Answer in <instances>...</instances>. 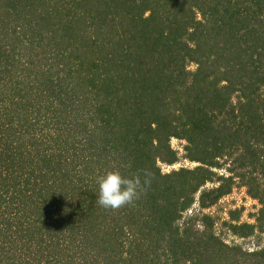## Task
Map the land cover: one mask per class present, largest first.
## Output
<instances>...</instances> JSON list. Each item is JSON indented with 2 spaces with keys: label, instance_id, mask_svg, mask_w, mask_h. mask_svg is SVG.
<instances>
[{
  "label": "trees",
  "instance_id": "1",
  "mask_svg": "<svg viewBox=\"0 0 264 264\" xmlns=\"http://www.w3.org/2000/svg\"><path fill=\"white\" fill-rule=\"evenodd\" d=\"M236 184L252 252L204 213ZM0 264H264V0H0Z\"/></svg>",
  "mask_w": 264,
  "mask_h": 264
},
{
  "label": "rangeland",
  "instance_id": "2",
  "mask_svg": "<svg viewBox=\"0 0 264 264\" xmlns=\"http://www.w3.org/2000/svg\"><path fill=\"white\" fill-rule=\"evenodd\" d=\"M191 70L195 69L194 65L190 66ZM172 148L179 153L180 162L174 166L160 165L163 173H170L171 171L178 170L181 167L193 169L198 164L191 163L188 160L184 159V146L185 143L176 139L171 141ZM225 168L223 170L217 171L218 173H226ZM212 185L209 184L208 187ZM260 205L257 201L251 199L247 194V189L236 184L233 188V191L227 197H224L217 205L206 210L204 213L212 216L216 222L215 233L220 237L228 246H239L243 248L246 252H252L257 249L258 239L256 236L248 239H240L236 236H233L228 230V226L225 223L229 222L230 211H241L240 222L241 223H254V215L257 214ZM194 212H199L197 205L193 207ZM191 213V212H190Z\"/></svg>",
  "mask_w": 264,
  "mask_h": 264
},
{
  "label": "clouds",
  "instance_id": "3",
  "mask_svg": "<svg viewBox=\"0 0 264 264\" xmlns=\"http://www.w3.org/2000/svg\"><path fill=\"white\" fill-rule=\"evenodd\" d=\"M148 183V179L142 181L140 175L129 178L119 170L108 171L97 178L99 192L96 203L104 209L112 210L131 205L140 198Z\"/></svg>",
  "mask_w": 264,
  "mask_h": 264
}]
</instances>
